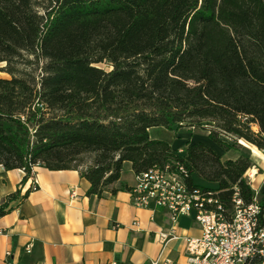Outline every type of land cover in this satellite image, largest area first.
I'll return each instance as SVG.
<instances>
[{
	"label": "trees",
	"instance_id": "1",
	"mask_svg": "<svg viewBox=\"0 0 264 264\" xmlns=\"http://www.w3.org/2000/svg\"><path fill=\"white\" fill-rule=\"evenodd\" d=\"M0 63V166L21 182L37 166L73 169L101 197L124 162L135 174L178 162L225 207L235 188L252 201L248 154L224 160L202 141L179 151L149 129L206 124L224 151L264 149V0H0Z\"/></svg>",
	"mask_w": 264,
	"mask_h": 264
},
{
	"label": "crops",
	"instance_id": "2",
	"mask_svg": "<svg viewBox=\"0 0 264 264\" xmlns=\"http://www.w3.org/2000/svg\"><path fill=\"white\" fill-rule=\"evenodd\" d=\"M187 142H193L190 135L179 130L168 143L181 150ZM239 142L248 149L251 173H255L251 186L262 198L264 155L254 145ZM212 148L224 160L247 151ZM33 174L37 187L24 196L30 186L28 178L21 182L24 172L0 166V204L20 191L0 216V264H149L160 254L176 264H187L184 239L200 235L198 224L190 217L179 218L178 238L168 240L164 247L158 235L168 228V214L134 206L130 189L135 173L129 162L122 165L120 179L114 184L117 190L101 197L88 195L90 183L77 170L37 166ZM261 219L264 221V212Z\"/></svg>",
	"mask_w": 264,
	"mask_h": 264
},
{
	"label": "built area",
	"instance_id": "3",
	"mask_svg": "<svg viewBox=\"0 0 264 264\" xmlns=\"http://www.w3.org/2000/svg\"><path fill=\"white\" fill-rule=\"evenodd\" d=\"M240 119L245 122L247 117ZM248 124L253 133L258 132L252 129L256 123ZM259 151L264 155V149ZM252 168L244 173V179L253 191L252 201L244 204L235 188L231 208L225 207L214 191L195 187V191L185 192V185L175 182V174H182L188 181L187 172L178 162L136 173L130 196L136 207L167 212L168 228L158 235L164 247L168 240L178 238L175 230L179 218L190 217L198 224L200 235L184 239L187 264H264V224L260 223L258 192L251 186L255 174L251 173ZM27 180L29 189H36L33 172ZM193 205H202V213H193ZM213 206H220V213H213ZM149 264L176 263L160 254Z\"/></svg>",
	"mask_w": 264,
	"mask_h": 264
},
{
	"label": "rangeland",
	"instance_id": "4",
	"mask_svg": "<svg viewBox=\"0 0 264 264\" xmlns=\"http://www.w3.org/2000/svg\"><path fill=\"white\" fill-rule=\"evenodd\" d=\"M4 66V63H0V76H8L6 73L2 72L1 71V68ZM102 67L104 68H107V66L105 64H102L101 65ZM204 126H206V128H198V127H183L181 128V132L183 133H187L190 135V139L193 140V142H198V141H202L206 144H209V140H208V129L210 128V126H207L206 124H203ZM256 127V128H255ZM151 131V136L154 137L153 139H159V140H164V141H170L171 140V136L172 134L174 133V135L177 133V132H173V131H169L167 129H164L162 127H152L150 128ZM149 129V130H150ZM252 129L255 130L257 129L258 130V125L256 124L255 125H252ZM173 132V133H172ZM189 132V133H188ZM219 137L225 141H228V142H232L231 141V137L229 136H226L224 134H220ZM237 144L236 145V148L237 149H240L241 151L244 149V150H247V151H243L244 153L248 154V149H246V147L244 145H242L239 140H237ZM211 146H215V144L211 145Z\"/></svg>",
	"mask_w": 264,
	"mask_h": 264
},
{
	"label": "bare ground",
	"instance_id": "5",
	"mask_svg": "<svg viewBox=\"0 0 264 264\" xmlns=\"http://www.w3.org/2000/svg\"><path fill=\"white\" fill-rule=\"evenodd\" d=\"M175 182L178 185H185V192L195 191V188L188 186L182 174H175ZM193 213H202V205H193ZM213 213H220V206H213Z\"/></svg>",
	"mask_w": 264,
	"mask_h": 264
}]
</instances>
